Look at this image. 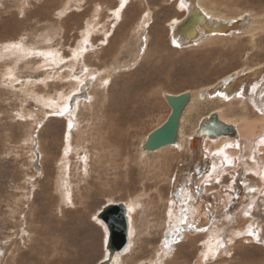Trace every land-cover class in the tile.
Returning a JSON list of instances; mask_svg holds the SVG:
<instances>
[{
    "label": "rangeland",
    "instance_id": "obj_1",
    "mask_svg": "<svg viewBox=\"0 0 264 264\" xmlns=\"http://www.w3.org/2000/svg\"><path fill=\"white\" fill-rule=\"evenodd\" d=\"M180 2L128 0L122 20L114 26L113 12L120 7V0H0V264H99L108 256V230L98 215L106 206L120 203L138 205L131 214L137 232L129 250L120 256V264H196L202 257L203 231L182 232L172 244L166 240L176 227L169 217L175 176L182 164L191 162V154L178 153L175 148L146 153L148 163L153 165L154 158L165 153L163 159L171 163L170 172L161 177L158 172L153 174L140 168L142 144L171 114L166 95L196 93L235 72L264 63V32L256 33L255 38L245 34L213 39L199 46L177 47L172 43V25L188 14ZM206 3L227 16L264 17V0ZM91 22L97 25V32L83 38ZM110 28L112 36L102 40V30ZM82 39L87 44L91 39L97 43V51L86 59L97 73L93 76L96 80L90 78L81 91H75V98L66 101L64 108L61 105L45 109L35 98L27 99L22 92L31 84L41 95L70 90V81L76 77L71 76L73 65L71 60L67 65L59 61L68 60ZM13 43H21L24 53L53 51L57 55L51 59L56 63L45 60V67L39 69L43 62L40 57L6 50ZM63 72V81H56ZM107 72L112 75L107 77ZM48 75L52 79L44 87L43 80ZM261 85L259 89L264 90ZM85 101L91 107L88 103L78 107ZM217 111L227 117H258L252 108L245 110L238 101L197 102L187 116L185 133L189 136L191 128ZM76 118L81 122L82 133L74 126L69 128L68 120ZM87 120L91 126L84 131ZM68 131L79 142L85 140L82 135L88 132L87 170L84 154L71 155L72 150L65 148ZM245 144L238 155L242 159L237 158L238 165L229 168L237 169L243 181H248L246 186L250 180L257 182V178L251 176L243 162L249 153L245 152ZM59 172L67 193L57 182ZM231 173L225 174L223 181H211L210 191L202 189L203 197L219 192L229 200V194L234 193L230 186L238 179L237 174L232 177ZM238 184L243 192L236 191L233 196L244 195L242 205L247 206L250 191L242 181ZM159 185L162 200L154 204V192ZM65 194L71 200L65 201ZM233 199L229 203L224 201L231 204ZM220 203L225 205L222 198ZM238 208L241 210L240 204ZM184 211L192 214L191 210ZM181 221L187 225L191 220ZM226 225L227 222L220 224L226 232L218 237L227 241L236 238L234 244L228 243L222 257H210L203 264H264V244L248 242L249 224L239 220L233 226ZM166 244L171 251L165 255Z\"/></svg>",
    "mask_w": 264,
    "mask_h": 264
},
{
    "label": "bare ground",
    "instance_id": "obj_2",
    "mask_svg": "<svg viewBox=\"0 0 264 264\" xmlns=\"http://www.w3.org/2000/svg\"><path fill=\"white\" fill-rule=\"evenodd\" d=\"M127 1L128 0H120V7L113 12V16L115 17V22H113L114 26L119 24V22L122 20L123 9L126 6V4H128ZM122 3L124 4L123 7H121ZM184 3L186 4V7H184V9H186L188 13L196 14L198 17H200L202 20V23L194 26L196 36L193 38L194 40L192 43H191V41H188L187 39L184 38L183 33L176 32L177 29H175V30L172 29L173 30L172 35H171L172 43L177 47L184 48L187 46H194V45L199 46L201 44L210 42L213 39H220L221 37H227L228 38V36L239 37L240 35L243 36L245 34H248L251 38H255L256 33L260 32V31L264 32V17L262 14H261L262 17L258 16L256 14V15L249 16L250 19H248L244 16L243 17L242 16L236 17V16H227V15H224L220 12L217 13V12H215V7H211V6L208 7L207 6L208 3H206V0H184ZM117 12H119V18L118 19L116 16ZM148 17H150V16H148ZM144 21H145L144 24L147 23L146 20H144ZM180 22H181V20L176 21L172 25V26H175L173 28H178V26L180 25ZM144 24H141V28H143L142 25H144ZM96 27H97V25H94L93 22H91V26L84 31L83 38L84 37L86 38L87 36H90V35H91V37H93V35H95V33L97 32ZM111 32H112L111 28L108 29L107 31L102 30V35H103L102 40H106V39L108 40V37L112 36V35L110 36ZM92 39H91L90 44L86 43L87 40L85 41L82 39L83 40L82 42H85V43H82L80 41L79 47L73 50L74 53H76V57L74 59H72L71 63H70L73 65L72 66L73 70H72L71 76H73V77L76 76V77L72 80V82L70 81L71 85L69 87L70 90L68 92L57 91L56 94H54V95H52V94H46L45 95V93L41 95V94L37 93L35 90H33L34 84H31L30 87L23 89V92H22V93H25V95L27 96V99L28 98L31 99L32 97L35 98V101L38 102V104L41 105L42 107H44L45 109L46 108H55L56 109L58 107H61V105H63L62 108H64L65 105H67L66 101H70V100L73 101V99L75 98V96L73 97L74 92L78 91V90L81 91L82 88H84V84L86 85L90 78L97 75V73L93 72V70L87 65V62H86L87 57L90 56L91 53L97 51V48H98L97 43H93ZM86 45H87V47L85 50ZM27 49H28V47H27ZM25 50H26V48H25ZM43 52H45V51H43ZM46 53H47V51H46ZM40 60H43V62L39 65V69L45 67V59L43 57H40ZM46 65H48V64H46ZM83 68L87 69V71H84ZM20 70H22V69H20ZM55 71L57 72V70H55ZM66 72H67V70H66ZM82 72L84 74H82V76H80L79 73H82ZM108 72H107V74H109V75H107V77L112 75L111 73H108ZM33 73H35V71ZM63 74H64V72L60 75L59 79L56 81H61L62 78H64ZM57 76H58V74H57ZM95 78H97V77H95ZM51 79H52V76H49V75L46 77V80L44 77V80H43L44 87L47 86V83H50L49 81H51ZM231 80H232V82H231ZM66 83H67V81H66ZM261 84L264 85V63H262L256 67L249 68V69L244 70V71H240L237 73L235 72L234 74L230 75L229 77L221 80L216 85H214V86L212 85V87H208L207 89L201 90V91L196 92V93H190L191 94V101L187 105V107H186V109L183 112V115L181 117L177 142L174 145L167 146L165 148H162V149L154 151V152H149V151L143 150V145L145 144L146 141L142 144V152H140V155H139V162H140V166H141L140 168L142 170L144 169L146 172L152 171L150 173H153V174L158 172L160 176L163 174V176L167 177V173L170 172V171H168L169 164H171V163H168V161L166 159H163V155L165 153L162 152L161 155H158L154 158V161L156 160L154 165L151 163L149 164L148 161L150 159H147V157H146L148 152L150 154V153H155V152H161L162 150L168 149V148H171V149L175 148L178 153L180 152L182 154L183 153L191 154V159H192L191 162H189L188 164H182L179 167V169L177 170L178 172L175 176L174 184H173V189H174V191H173L174 192V198L173 199H174V201L172 204L174 207L171 206V209H170L171 213L169 214V217L171 218V221H173V223L176 224V227L172 230L171 234H169V236L166 238V240L168 241L169 244L171 243V241H173L175 239V237L179 238L180 233L185 232L187 230L190 231L191 233H193V232H200L201 233V231H203L202 235H201L202 241H204L202 253L208 251L209 248H211L212 251L215 252L216 243L218 240L223 241L225 243V245L227 246L226 249H228V247H229L228 241H231V243H229V244L233 245L236 238H234V239L230 238L227 241L223 238L218 237V234L221 232H226V227H225V229L221 228L225 222H227L226 226H230V225L233 226V223H235L239 220L249 224L250 227L248 228V230L249 231L251 230V231L256 233L255 236H251V237L248 236V237H250L248 239V242L249 241H252V242L257 241L256 243L264 244V155L261 156L264 152V143H261V138H264V90L259 89ZM258 85H259V87H258ZM93 96L94 95L92 94L90 97L93 98ZM84 99H86V98H84ZM212 100H220L222 102H225V104H230L231 102L238 101L241 104H243V109L247 110L249 108H252V110L255 112L256 115H258V117L256 119H251V118H248L247 116L227 117L221 111H217L219 113H217V112H214V113H216L218 115V119L221 122L225 123L226 125L233 126L235 128L236 134H237L235 137H233V136H220L219 138L213 140V139H210L208 137L198 136L196 134V130L199 128L202 120L198 122L196 128L195 127L191 128V133L188 136L185 133L186 123L188 122L187 116L191 112L195 103L205 102V101L208 102V101H212ZM87 103L89 104L88 108H89V106L91 107L90 103L86 102V101L81 102L78 107H80L82 105L83 106L87 105ZM85 107H87V106H85ZM209 116L207 117V119L209 118ZM117 119H119V118H117ZM68 121H69L68 122L69 128H71V126H74V128L77 129V131L82 133L83 128L80 126L81 122L77 118L75 120L69 119ZM86 123H87V125L85 126L84 131H87V129L91 126L90 121L87 120ZM70 132H71V130H70ZM70 132L68 131V137H67L68 141H67V145H65V148H66V146H68V148H70V150H72L71 155L83 153L84 154L83 163L85 164L84 165L85 170H87L86 169V162L89 159V152H88L87 146L85 147V144L87 142L86 134L88 132H86L82 135L83 138L85 137V140L84 141L81 140V142H79L77 140L75 141L74 140L75 137L73 136V134L72 135L69 134ZM245 143H247V144H245ZM244 144L246 145L245 152H247V150L249 151V153L246 154L249 161L247 159L246 161H243V162H245V164L248 168V172H251L253 174L251 176H255L257 178V179L255 178L257 180V182L255 180H254V182L252 180H250L249 184H247L246 186L244 183H246L248 181H246V180L243 181L242 176L239 175L238 172L236 171L237 169L233 170L234 168L233 169L229 168V166L230 167L231 166L236 167L238 165L237 160L242 159L241 157H238V155H240L239 152H242V145H244ZM227 145H233V147H227ZM235 145H239V147H235ZM220 153H223V155H221ZM225 155L229 159L232 160V164L229 165L227 163H223ZM66 157H68V156L66 155ZM201 158H203V159L200 161L199 159H201ZM66 163H67V165L69 164V162H67V161H66ZM171 167L172 166H170V168ZM59 170H60V168H59ZM202 170H203V172H202ZM228 173H231L230 176H232L234 174L238 175V179L235 180L236 182L234 184H231L232 186H230L231 191L233 190L234 193L229 194V196H230L229 200L227 198L221 196V193H219V192L215 195H208L207 197L206 196L201 197L202 196V193H201L202 189L204 191H205V189H206V191L207 190L210 191L211 189H208V186H210V188H212L211 187L212 186L211 181L212 182H215L218 180L223 181L222 180V179H224L223 176L225 174H228ZM159 175H158V177H159ZM152 178L154 179L156 177H152ZM207 178H208V180H206ZM160 179L158 178L159 181H160ZM139 180H141V179H139ZM239 181L243 182L244 187H246L247 190L253 189V188L255 189L254 192L250 191V190H249L250 191L249 193L247 192L251 196L248 200L249 204L247 206L242 205L243 204L242 203L243 197H245L244 195H241V197H238V196L234 197L233 196L236 191L238 193L243 192L242 186L240 184H238ZM57 182H58V184L61 185V188H62L61 190L65 193H67L66 186H63V184H62V173H60V172L57 173ZM157 184L158 183H155L156 186H157ZM159 184H160V182H159ZM222 185H223V182H222ZM204 186H206V187L204 188ZM159 187H160V185L155 189V192H154L155 196L153 197V200H152V202L154 204L162 200V198H160L162 193L159 191ZM192 196H195L194 200H193ZM221 198H222L223 202H225L224 200H227V202H229L232 198H234V199L231 202V204L226 205L224 203L225 205H223V203H220ZM66 199L71 200V197L70 196L67 197V194H65L64 200L66 201ZM193 201H195V202H193ZM239 204H240V207H242L241 210H239V208H238ZM244 204H246V202ZM125 206L127 208V214H128L129 223H130L129 242H128L127 248L124 251L117 253L115 255L113 262L111 264H120V262H119L120 256L122 255V253L129 250V248L131 247V243L134 240L135 234L137 232L136 231V222L133 219V217L131 216V214H132V212L133 213L136 212L138 205L136 203H133V204L125 203ZM172 208L174 210H172ZM236 209H238V211L231 213V210L235 211ZM180 210L181 211L183 210L182 214L180 213L181 212ZM184 210H186V211L191 210L192 214H190L189 212L185 213ZM245 213H248V214L246 215ZM227 214H231V216L227 215ZM179 218H180V220H179ZM181 219L182 220L190 219L191 221H189L187 223V225L186 224L184 225L183 222H185V221H181ZM222 220H224V222L220 223V222H222ZM220 224L222 225L221 227H220ZM215 229H218V231L210 232L211 230H215ZM239 229H241V228H239ZM249 231L246 230V232H249ZM240 232H242V231H240ZM166 240H164V241L166 242ZM231 248H233V246ZM234 248H235V245H234ZM224 251L225 250H223L220 254L216 253V256L218 255L217 256L218 258L222 257V255L224 254ZM225 254H227V253H225ZM12 255H13V253H12ZM105 259H107V258H105ZM203 261H204V259L202 256L199 258V260H198V262H196V264H203ZM158 264H161V263H158Z\"/></svg>",
    "mask_w": 264,
    "mask_h": 264
},
{
    "label": "water",
    "instance_id": "obj_3",
    "mask_svg": "<svg viewBox=\"0 0 264 264\" xmlns=\"http://www.w3.org/2000/svg\"><path fill=\"white\" fill-rule=\"evenodd\" d=\"M200 23H202L200 17L196 14L188 13L180 22L178 28L175 29H177L176 32L183 33L185 39L192 41L196 36L194 26ZM165 98L172 108L171 114L164 124L148 135L143 145V150L145 151L154 152L174 145L177 142L180 120L191 101V94L166 95ZM196 134L213 140L220 136L235 137L237 135L235 128L221 122L216 113L211 114L208 119L202 120L199 128L196 130ZM98 219L106 224L108 230L106 243L108 257L99 264H111L115 255L124 251L128 246L130 223L127 208L122 203L110 204L103 208L102 212L98 215Z\"/></svg>",
    "mask_w": 264,
    "mask_h": 264
},
{
    "label": "snow or ice",
    "instance_id": "obj_4",
    "mask_svg": "<svg viewBox=\"0 0 264 264\" xmlns=\"http://www.w3.org/2000/svg\"><path fill=\"white\" fill-rule=\"evenodd\" d=\"M123 6H124V4L122 3V4H121V7H123ZM180 7H181V8L186 7V4L184 3V0H181V2H180ZM116 16H117V19H118V18H119V12L116 13ZM86 47H87V45L85 46V50H86ZM6 50H9V51L15 50V51H17V52L24 53L23 45H22L21 43H13V44H10V45L7 46V49H6ZM24 55H25V56H37V57H43L46 61L50 60L51 63L55 64L56 61H55L54 59H51V58L54 57V56L57 55V54H55V53H53V52H47V53H45V52H43V51H36V52L28 51V52L24 53ZM75 57H76V53H73L72 56H70V57L68 58V60L60 59L59 64L67 65L68 62H69L70 60L74 59ZM59 64H57L56 66L59 67ZM9 71H11V70H9ZM84 71H87V69H84ZM8 78H9V79H12L13 77L9 76ZM93 79H94V77H93ZM105 83H107V81H105ZM226 98H227V97H226ZM61 114H62V113H61ZM261 143H264V138H261ZM227 147H233V145H227ZM235 147H239V145H235ZM220 154L223 155V153H220ZM223 163H227V164L230 165V164H232V160L229 159V158L225 155V156H224V161H223ZM217 182H218V181H217ZM249 190H250V191H253V192L255 191L254 188H253V189H249ZM245 214L247 215L248 213H245ZM193 227H194V226H193ZM237 235H241V234H240V233H237ZM248 235H250V236H255L256 233L250 230V231L248 232ZM228 243H231V241H228ZM165 248H166V253H165V254H167L168 251H171V249L168 247L167 244L165 245ZM221 249H224L225 251H227V249H226V247H225V243H224L223 241H219V240H218L217 243H216V250H215V252H213L212 249L209 248L208 251L202 253V256H203L204 261H205V262L209 261V258H210V257H211V259L214 260V259H215V256H216V253H218Z\"/></svg>",
    "mask_w": 264,
    "mask_h": 264
},
{
    "label": "crops",
    "instance_id": "obj_5",
    "mask_svg": "<svg viewBox=\"0 0 264 264\" xmlns=\"http://www.w3.org/2000/svg\"><path fill=\"white\" fill-rule=\"evenodd\" d=\"M201 193H202V192H201ZM192 194H193V193H192ZM193 195H194V194H193ZM194 197H195V196H192L193 200H194ZM202 197H203V194H202ZM227 203H229V202H227ZM227 203H226V201H225V204H226V205H227ZM174 240H175V239H174ZM174 240H173V241H174Z\"/></svg>",
    "mask_w": 264,
    "mask_h": 264
}]
</instances>
